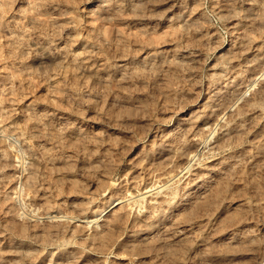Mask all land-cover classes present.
<instances>
[{
  "label": "rangeland",
  "instance_id": "374dc122",
  "mask_svg": "<svg viewBox=\"0 0 264 264\" xmlns=\"http://www.w3.org/2000/svg\"><path fill=\"white\" fill-rule=\"evenodd\" d=\"M0 264H264V0H0Z\"/></svg>",
  "mask_w": 264,
  "mask_h": 264
},
{
  "label": "bare ground",
  "instance_id": "6f19581e",
  "mask_svg": "<svg viewBox=\"0 0 264 264\" xmlns=\"http://www.w3.org/2000/svg\"><path fill=\"white\" fill-rule=\"evenodd\" d=\"M4 164H5V163H4ZM35 164H37V163H35ZM3 168H4V167H3ZM30 168H31V167H30ZM33 173H34V172H33ZM33 173H32V174H33ZM35 176H36V175H35ZM34 184H36V183H34ZM32 185H33V184H32ZM29 187H30V186H29ZM219 190H220V189H219ZM219 192H220V191H219ZM216 193H217V192H216ZM217 195H218V194H217ZM218 196H219V195H218ZM218 196H217V197H218ZM123 217H124V216L121 215V214H117V215L114 217V220H113V223H112V224L114 225V227H112L113 229L115 228V224H118V226L121 225V224H119V223H121V221H123V220H122ZM113 225H112V226H113ZM116 226H117V225H116ZM115 229H116V228H115ZM115 229H114V230H115ZM20 230H21V229H20ZM23 230H24V229H23ZM25 230L27 231V229H25ZM114 230H112V231H114ZM26 231H24V232H26ZM22 232H23V231H22ZM109 232H111V230L105 232L103 235L100 236V238L97 236V238L101 239V241H102L103 238L105 237V235H107V233L109 234ZM47 234H48V232H47ZM112 235H114V234H111V233H110V236L108 235V237H110V240H111V237H113ZM103 236H104V237H103ZM114 236H115V235H114ZM106 237H107V236H106ZM106 239L109 240V238H106ZM94 240H95V239H94ZM97 240H98V239H97ZM104 240H105V239H104ZM104 240H103V241H104ZM110 240H109V241H110ZM98 241H100V240H98ZM103 241H102V242H103ZM146 242H147V241H146ZM100 243H101V242H100ZM107 243H108V242H107ZM138 245H139V244H138ZM142 245H143V244H142ZM140 246H141V244H140Z\"/></svg>",
  "mask_w": 264,
  "mask_h": 264
}]
</instances>
